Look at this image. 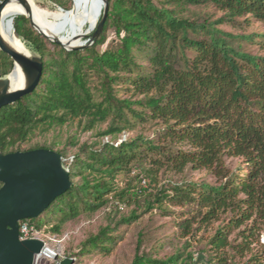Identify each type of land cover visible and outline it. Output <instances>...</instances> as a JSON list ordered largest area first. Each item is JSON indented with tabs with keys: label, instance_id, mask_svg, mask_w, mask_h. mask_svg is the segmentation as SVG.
Masks as SVG:
<instances>
[{
	"label": "trees",
	"instance_id": "16d2710c",
	"mask_svg": "<svg viewBox=\"0 0 264 264\" xmlns=\"http://www.w3.org/2000/svg\"><path fill=\"white\" fill-rule=\"evenodd\" d=\"M52 3L45 9L72 8V0ZM207 4L224 14L216 20L185 15L189 7ZM253 21L264 23V0H109L98 39L69 51L49 45L26 16L16 17L22 41L42 57L43 74L33 93L0 109V153L21 151L37 130L45 133L75 119L85 121V131L108 123L100 141L80 145L72 162L57 151L73 185L42 219L26 221L37 229L56 222L50 231L60 234L80 214L124 211L129 192L136 201L148 194L143 213L157 208L176 214L166 203L187 208L175 223L185 238L227 217L209 240L208 260L198 261L190 241L160 257L156 249H142L140 235L130 264H264V55L242 44L249 40L264 48V33L238 35L220 27ZM13 69V59L0 49V78ZM121 91L138 97H123ZM150 123L158 126L152 137L119 143L127 131ZM37 148L50 149L36 143L25 151ZM188 166L208 170L217 183L185 181L152 193L150 177L158 170L182 173ZM135 167L141 170L138 185L116 193L117 177L136 175ZM140 216L134 209L119 221L111 218L80 254L110 255L121 239L118 229Z\"/></svg>",
	"mask_w": 264,
	"mask_h": 264
},
{
	"label": "rangeland",
	"instance_id": "374dc122",
	"mask_svg": "<svg viewBox=\"0 0 264 264\" xmlns=\"http://www.w3.org/2000/svg\"><path fill=\"white\" fill-rule=\"evenodd\" d=\"M33 1L42 9L53 7L52 0ZM73 5L74 1L72 0V8ZM61 8L62 7H56L54 11L60 10ZM223 14V11L211 4L191 6L185 12L186 16L192 18L205 19L209 17L211 20H216ZM243 19L244 18H239L238 20L243 21ZM220 27L238 35L249 36L264 33V23L259 21H253L250 25H247L246 23L241 25L227 23ZM93 33L94 31L85 35L86 37H82L81 39H84L83 42L88 40L89 36ZM112 37L113 34L111 33L108 42H110ZM256 40L258 41L259 37H256ZM50 42L52 41L49 40V45ZM23 44L31 51V49L26 46V43L23 42ZM242 44L245 51L251 52L255 55H264V48L259 44L252 43L249 40L243 41ZM106 46L107 44L104 48ZM33 52L34 51L32 50L30 55H34L35 53ZM194 52L195 51H192L190 55L193 56ZM121 95L123 97H131L132 99H137L138 97L132 95V92L124 91H121ZM84 125L85 121L75 119L63 126H56L45 133L41 132V130H37L31 140L23 145V150L21 151H25V149H28L36 143L42 145L46 144L51 150L63 151L68 157L67 159L72 162L71 158H73L79 151L80 145L84 143L92 144L100 141V136H98V134L101 131L106 130L108 127V123H104L98 125L92 131H85ZM157 127V125L152 123L143 126L138 125L133 131H127V133H124L121 138L128 139V137L132 138L137 135L152 137ZM108 139L109 138H105L106 141ZM74 142L75 144H73ZM238 162L239 160H236L233 165L236 166ZM65 167L69 169L68 166ZM73 169H75V164L73 165ZM134 170L136 171V175L120 174L117 177L114 190L116 193L138 185L139 182L136 176L141 170L139 167H135ZM150 179L152 181V193L160 191V189L167 184L182 183L185 181L200 183L207 182L211 184L217 183L216 179L208 170H193L190 166H188L182 173H177L169 168H162L153 174ZM111 195H113V193ZM148 196L149 195L147 194L136 201L135 197L129 192L121 203L124 206V211L108 212L106 208H102L91 215L80 214L74 219L67 220L64 223V228L60 234H53L50 231L51 226L56 222L47 223L41 229L34 228L32 236L43 239L46 243V250L40 257H38L36 264H58V260L55 259L56 255L60 257H70V254L75 255L72 257L75 258V264H130L133 255L135 254L137 241L140 235L143 237L142 249L148 251L156 249L159 251L160 257L173 254L176 249L184 247L186 242L190 241L192 246L189 250L194 251L198 261L201 258L203 259V257L204 260H208L209 240L215 234L222 220L227 216L224 215L221 221H217L209 227L198 231L194 238L192 236L185 238L181 236V229L175 226V223L182 219V216L179 215V213L186 211L187 208L166 203L164 207L169 211H174L176 214L163 215L162 210L157 208L150 211L147 210V212L143 213V211L147 209L146 198H148ZM134 209H138L139 213H141L140 219L130 225H123L118 229L116 233L121 235V239L118 240L110 255L100 252L80 254L83 243L91 236L97 235L101 229L107 227L111 218L116 219L115 221H119L124 216H129ZM42 217L43 215L40 219H42ZM196 226L197 225L194 227ZM261 241L264 243V232L261 234ZM239 264H243V262H240Z\"/></svg>",
	"mask_w": 264,
	"mask_h": 264
},
{
	"label": "water",
	"instance_id": "95a60500",
	"mask_svg": "<svg viewBox=\"0 0 264 264\" xmlns=\"http://www.w3.org/2000/svg\"><path fill=\"white\" fill-rule=\"evenodd\" d=\"M10 1L0 2V21ZM17 1L27 10L24 16L31 21L38 33L69 51L84 49L98 39L109 10V0H103L102 19L98 22L93 36L82 44L73 46L64 43L60 37L49 36L32 20L29 0ZM13 34L16 39L22 40L15 28ZM0 49L14 61L13 71L0 78V109H2L36 90L43 74V60L35 52H33L34 55H30L13 47L1 31ZM17 63L21 65L27 83L22 88L13 89L10 76ZM0 183H2L0 187V264H36V257L45 251L46 243L40 238L21 239L19 223L22 220L41 217L57 197L66 193L73 185L71 171L64 166L63 155L51 149L37 148L7 154L0 153ZM55 259L60 264H75V258L72 257L56 255Z\"/></svg>",
	"mask_w": 264,
	"mask_h": 264
},
{
	"label": "bare ground",
	"instance_id": "6f19581e",
	"mask_svg": "<svg viewBox=\"0 0 264 264\" xmlns=\"http://www.w3.org/2000/svg\"><path fill=\"white\" fill-rule=\"evenodd\" d=\"M72 9H60L51 11L37 6L33 0L31 3L32 20L49 36L60 37L66 44L80 45L82 36L94 31L101 18L103 0H73ZM27 13L25 7L17 0H11L3 11L0 21V31L13 47L30 54L23 42L14 37V22L18 15ZM86 37V36H85ZM13 89H19L26 85L27 79L19 63L10 76Z\"/></svg>",
	"mask_w": 264,
	"mask_h": 264
},
{
	"label": "built area",
	"instance_id": "2783aa9c",
	"mask_svg": "<svg viewBox=\"0 0 264 264\" xmlns=\"http://www.w3.org/2000/svg\"><path fill=\"white\" fill-rule=\"evenodd\" d=\"M124 140H126V139L121 138V139L119 140V143H121V142L124 141ZM73 159H74V157L71 158L72 161H73ZM142 185L146 186V181H145V180L142 181ZM19 227H20V235H21V239L36 238V237H33V236H32L33 233H34V226L31 225L28 221H26V220H22V221H20V223H19ZM45 250H46V249H45ZM44 252H45V251H44ZM44 252H43V253H44ZM43 253H42V254H43ZM42 254H40V255H38V256L36 257V263H37V259H38V257H40ZM58 264H60L59 261H58Z\"/></svg>",
	"mask_w": 264,
	"mask_h": 264
},
{
	"label": "flooded vegetation",
	"instance_id": "af4514ba",
	"mask_svg": "<svg viewBox=\"0 0 264 264\" xmlns=\"http://www.w3.org/2000/svg\"><path fill=\"white\" fill-rule=\"evenodd\" d=\"M1 186H2V183H1ZM1 186H0V187H1Z\"/></svg>",
	"mask_w": 264,
	"mask_h": 264
}]
</instances>
